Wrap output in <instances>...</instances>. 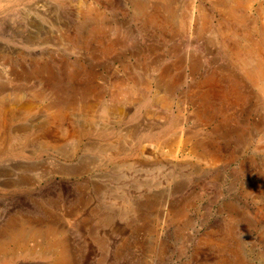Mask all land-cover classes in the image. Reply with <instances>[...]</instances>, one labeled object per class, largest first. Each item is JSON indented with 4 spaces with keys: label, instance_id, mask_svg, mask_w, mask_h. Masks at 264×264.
<instances>
[{
    "label": "rangeland",
    "instance_id": "1",
    "mask_svg": "<svg viewBox=\"0 0 264 264\" xmlns=\"http://www.w3.org/2000/svg\"><path fill=\"white\" fill-rule=\"evenodd\" d=\"M195 6L206 27L179 30L175 20L198 14ZM165 8L164 0H0V235L33 219L65 230L73 264H214L229 251L202 242L224 238L234 207L244 217L232 239L246 264H264V90L227 49L242 33L264 35V0L238 7L237 36L225 43L226 20L212 0ZM207 81L216 87L205 104L197 96ZM129 83L134 94H119ZM231 84L237 92L227 96ZM166 93L168 107L157 100ZM56 95L74 99L60 120L47 105ZM165 126L154 155L148 134ZM125 197L135 210H122ZM149 198L158 217L147 229L139 214ZM184 205L192 222L178 233L181 218L170 216ZM48 262L21 253L7 264Z\"/></svg>",
    "mask_w": 264,
    "mask_h": 264
},
{
    "label": "bare ground",
    "instance_id": "2",
    "mask_svg": "<svg viewBox=\"0 0 264 264\" xmlns=\"http://www.w3.org/2000/svg\"><path fill=\"white\" fill-rule=\"evenodd\" d=\"M138 2V1H137ZM165 2V9H171L173 8V5H175L176 0H164ZM247 0H212V5L215 6V8L220 9V11L222 12V14L224 15V18L226 20L225 26L227 27L225 32H224V37H223V41L226 40L227 38H229V34H235L234 31V26L233 23L236 21H238V23H240L243 19V17H239L238 13H239V8L243 6L244 4H246ZM155 6V5H154ZM177 7V6H176ZM191 7V6H190ZM196 7V6H195ZM137 11L138 14L137 15H145V3L143 2H138L137 5ZM197 8V7H196ZM172 10V9H171ZM193 10V9H192ZM238 10V12H237ZM198 14H195V16L193 15V12L191 13V16H189V20L185 17H181L175 20V24L177 26V28L179 30L184 29L187 32H193V26L192 25V21H195L197 24V27L195 28L196 33L198 34L199 32L202 31L203 27H206V20L207 17L204 14V12L202 11V9L197 8ZM183 13V12H181ZM135 14V13H134ZM175 14V13H174ZM181 15V14H180ZM156 16V15H155ZM154 16V17H155ZM169 18H172V13L168 14ZM178 16V15H177ZM188 16V15H187ZM244 16V15H243ZM174 17V16H173ZM176 17V16H175ZM142 18V17H141ZM146 18L148 20L153 19V14H149V12H147L146 14ZM156 18V17H155ZM246 18V17H245ZM157 19V18H156ZM173 19V18H172ZM154 20V19H153ZM169 20V19H168ZM155 21V20H154ZM157 21H159L157 19ZM223 21V20H221ZM233 21V22H232ZM146 22V21H145ZM160 22V21H159ZM173 22V21H172ZM171 22V23H172ZM194 22V23H195ZM232 22V23H231ZM147 23V22H146ZM152 23V22H151ZM231 23V24H230ZM219 24V23H218ZM154 26H156L155 24H153ZM224 25V24H223ZM238 26V24H237ZM241 26V25H240ZM176 28V27H175ZM176 28V29H177ZM243 29V28H242ZM256 29V28H255ZM253 29V30H255ZM241 30V29H240ZM177 31V30H176ZM219 32V31H218ZM245 32H246V28H245ZM260 32V31H259ZM264 32V31H263ZM182 33H184V31H182ZM252 33V32H251ZM255 33V32H254ZM159 34V33H158ZM177 34V33H176ZM180 34V33H179ZM203 34V33H202ZM232 34V35H233ZM240 34V33H239ZM88 35V34H87ZM184 35V34H183ZM221 35V34H220ZM231 35V36H232ZM252 35H254L252 33ZM249 35L247 33H242V41L238 42L236 41L235 45L232 44V46H230V48L228 47V51L230 52L229 54H231L232 59L239 64V66L241 67V69H243V73L244 76L246 78V80L248 79L249 82L251 81L253 84H255V86H258L261 88V90H264V58L261 55L262 52V48L264 46V35L259 34L258 32L252 36ZM161 36V33L160 35ZM165 36V35H164ZM201 36V35H200ZM219 37V36H218ZM233 37V36H232ZM241 37V36H240ZM221 38V37H220ZM235 39V38H234ZM238 39V38H237ZM239 40V39H238ZM232 41V40H231ZM221 43V41H220ZM225 43V41H224ZM174 45V44H173ZM224 47V46H223ZM227 47V46H226ZM225 48V47H224ZM226 49V50H227ZM198 59V58H197ZM186 60V59H185ZM193 60V59H192ZM191 61V60H190ZM253 61H255L256 63H252ZM186 62V61H185ZM179 63V62H178ZM183 63V62H181ZM190 63V62H189ZM187 64V63H186ZM200 65L197 64L195 65ZM176 65V64H175ZM177 66V65H176ZM189 66V65H188ZM191 67V66H190ZM173 68V67H171ZM198 68V67H196ZM193 69V68H192ZM167 71V70H166ZM230 71V70H228ZM165 72V71H164ZM163 72V73H164ZM242 72V71H241ZM211 73V72H210ZM227 74V73H226ZM215 75V74H214ZM236 75V74H235ZM162 76V75H161ZM160 76V77H161ZM167 76V75H166ZM159 77V76H158ZM170 77V76H169ZM214 77V76H213ZM227 78V77H226ZM235 78H237L235 76ZM244 78V77H243ZM244 78V79H245ZM166 79V78H164ZM162 79V80H164ZM211 79V78H210ZM127 80V79H125ZM132 80V79H131ZM138 80V79H137ZM204 80V79H203ZM209 80V79H208ZM231 80V79H230ZM238 80V78H237ZM247 80V81H248ZM134 81V80H133ZM141 81V80H140ZM159 81V80H158ZM174 81V80H173ZM202 81V80H201ZM235 81V80H234ZM233 81V82H234ZM172 82V79L171 81ZM176 82V81H175ZM199 82V81H198ZM244 82V81H243ZM250 82V83H251ZM218 83V82H217ZM216 83V84H217ZM226 83V82H224ZM177 84V83H175ZM203 84V83H202ZM220 84V83H219ZM230 84V83H229ZM252 84V85H253ZM43 85V84H42ZM122 85V84H121ZM171 85V84H170ZM228 85V84H227ZM232 86L230 88H228V92L225 93L227 96L233 94L236 91V87H233L234 84H231ZM140 86V85H139ZM223 86V85H222ZM225 86V85H224ZM237 86V85H236ZM240 86V85H239ZM214 87H216L214 84H212L211 81H207L206 84H203L199 87V94L197 97H199V99L201 101H205V104L207 103L205 98L206 96L209 95L210 92H212L211 89H213ZM42 88V87H41ZM60 88V87H59ZM169 88V87H168ZM61 89V88H60ZM136 89V88H135ZM166 89V88H164ZM172 89V88H171ZM171 89L169 91H171ZM220 89L217 87V90ZM192 90V89H191ZM239 90V88H238ZM2 91V90H1ZM137 91V90H136ZM168 91V90H167ZM222 91V90H221ZM73 92V91H72ZM190 92V91H189ZM216 92V91H215ZM237 92V91H236ZM46 93V92H45ZM57 93V92H54ZM115 93V92H114ZM118 93V92H117ZM128 94V95H132L134 94V85L133 84H126L125 87H123V89H121V91L119 92V94ZM174 93V92H173ZM239 93V92H238ZM42 94V93H41ZM188 94V93H187ZM194 94V93H193ZM236 94V93H235ZM43 95V94H42ZM174 95V94H173ZM184 95V94H183ZM220 95V94H219ZM218 95V96H219ZM241 95V94H240ZM243 95V93H242ZM241 95V97H242ZM39 96V95H37ZM195 96V95H194ZM234 96V95H233ZM42 97V96H41ZM125 97V96H123ZM196 97V98H197ZM223 97V95L221 96ZM220 97V98H221ZM210 98V97H208ZM224 98V97H223ZM222 98V99H223ZM226 98V97H225ZM240 97H238L239 99ZM73 98H66L65 96L62 97L60 95H56V97H53V99L49 102L48 108L52 110V115L51 117L57 120L62 119L61 117H63L64 115V110L66 109V106H69L71 103H73V100H71ZM118 99V98H117ZM242 99V98H241ZM244 99V98H243ZM158 102L160 104H162L161 106H167L169 104V101H171L170 99V95H168L167 93L164 95H161L160 97L157 98ZM177 100V99H176ZM208 100V99H207ZM180 101V100H178ZM183 102V101H182ZM118 103V102H116ZM141 103V102H140ZM236 103V101L234 102ZM159 104V105H160ZM198 104V103H197ZM229 105V104H228ZM78 106H80L79 108H81V110L83 111L84 109L89 108L86 103L82 102L80 104H78ZM82 106V107H81ZM170 106V105H168ZM167 106V107H168ZM204 106V105H203ZM199 107V106H198ZM204 108V107H203ZM110 109V108H109ZM206 109V108H205ZM104 111V113H108L107 108H103L102 109ZM113 110V111H112ZM112 112H117L116 108L112 109ZM0 111H2V108L0 106ZM225 111V110H224ZM88 112V111H87ZM110 112V113H112ZM207 113V112H204ZM85 114V113H84ZM109 114V113H108ZM92 116V114H90ZM94 115V114H93ZM88 116V115H87ZM165 116V115H164ZM202 117V116H201ZM183 118V117H182ZM186 119V117H185ZM184 122V121H183ZM171 123L173 124L174 121ZM175 124V123H174ZM139 126V124H138ZM168 126V125H167ZM165 126L164 128H162L161 130H159V132H152L149 133L148 135H151L153 138L156 139V144H154L153 146L151 145V150H153V152L150 149H146V146H143L142 148H140V152L142 155L147 156L150 159V154L151 152L155 155L156 153H158L157 151L161 148L160 147V138L163 132H165V130L169 127ZM135 127V126H134ZM140 127V126H139ZM181 128V127H180ZM141 129V128H140ZM137 130V129H136ZM135 130V131H136ZM142 131V130H141ZM139 132V131H138ZM143 132V131H142ZM184 132V130H181V133ZM185 133V132H184ZM73 135V134H72ZM135 136V135H134ZM146 136V135H145ZM150 136V137H151ZM185 136V135H184ZM187 136V135H186ZM178 138V137H177ZM175 138V139H177ZM182 138V137H181ZM184 138V137H183ZM139 139V138H138ZM178 140V139H177ZM182 140V139H181ZM153 141V140H152ZM163 142V141H162ZM179 142V141H178ZM98 143V142H97ZM198 143V142H197ZM90 144V143H89ZM92 144V143H91ZM149 144V143H148ZM195 146V145H194ZM41 147V146H40ZM193 147V146H191ZM196 147V146H195ZM198 147V146H197ZM106 148V147H105ZM149 148V147H148ZM163 148V147H162ZM99 149H104V147L99 148ZM192 149V148H191ZM196 150H199V156L200 158H202L205 161H208L211 159L212 156V152L206 147V146H200L198 148H195ZM193 149V150H195ZM107 150V149H106ZM192 150V151H193ZM165 152V151H164ZM101 154V153H100ZM103 159V157H102ZM110 162V161H109ZM114 164V163H113ZM115 167V166H114ZM37 169V168H36ZM76 171V170H74ZM72 172V171H71ZM73 173V172H72ZM75 173V172H74ZM37 174V173H36ZM47 174V173H46ZM156 200V198H155ZM154 199L149 198L148 200H146L143 204V209L142 212L139 214V216L141 217V214L143 215V219L146 220L145 224L147 223L148 228H150L149 224H148V219H150V216L152 215L153 218L156 220V217H158V213L152 212L150 211V208L154 207L156 204V201ZM169 201V200H167ZM160 202V201H159ZM158 204V202H157ZM132 203L130 202L129 199H127L126 197L123 199V205H122V210L123 211H127V213L131 210H135L134 208L132 209ZM169 205V204H168ZM109 206V205H108ZM187 205H184L181 208H178L177 210L173 211L172 215L170 216L171 219L174 218H181L180 222L178 220L175 221V223L177 224L176 226V231L178 232L180 230V225L184 224H190L192 222V219H190L188 216H186V207ZM121 207V206H119ZM145 208V209H144ZM121 212V210H120ZM170 212V211H169ZM228 218H227V230H226V235L224 236L223 239L218 240L215 238L212 239H205L204 244H208V245H213V246H217L221 251L228 250L229 254L225 255V257L223 258H219L220 260H218L217 262H215L214 264H246L243 256H242V252L240 251V248L238 246L237 241L234 242V240L232 239V232L235 228V223H237V221L239 222V220H241L244 216L242 215L241 212H239L237 209H235L234 207H229L228 208ZM164 213V212H163ZM126 214V213H125ZM21 216V215H20ZM63 216V215H62ZM61 216V217H62ZM99 216V215H98ZM105 217L108 216L107 213H105L104 215ZM151 216V217H152ZM183 217V218H182ZM23 218V217H22ZM58 218V217H57ZM17 219V218H16ZM32 219V218H31ZM43 219V218H42ZM41 219V220H42ZM50 219V218H49ZM48 219V220H49ZM59 219V218H58ZM63 219V217H62ZM101 219V218H100ZM158 219V218H157ZM33 220V219H32ZM32 220H19L17 222H12L10 224H8V226H5V229L3 230L2 234L0 235V264H7L11 261V256L13 255H20L21 253H31V254H35L38 253L39 256L43 257V258H48L49 262L48 264H73V256H72V251L70 249V245L69 242L67 240L66 234H65V230L63 228H60L54 224H52L51 222H47L46 224H36L34 222H32ZM35 220V219H34ZM163 220V219H162ZM176 220V219H175ZM243 220V219H242ZM38 222V220H36ZM62 221V220H61ZM43 222V220H42ZM60 221H58L59 223ZM70 222V221H69ZM154 222V221H152ZM174 222V221H173ZM62 223V222H61ZM105 223V222H104ZM174 223V224H175ZM6 224V223H5ZM66 224V223H65ZM4 225V224H3ZM146 225V226H147ZM65 226V225H64ZM175 227V226H174ZM66 228V227H64ZM225 228V227H224ZM71 232V231H70ZM1 233V232H0ZM159 233V232H158ZM179 233V232H178ZM69 236V235H68ZM150 236V235H149ZM100 238V237H99ZM102 238V237H101ZM147 238V237H146ZM96 239V237H95ZM103 239V238H102ZM101 239V240H102ZM233 241H231V240ZM100 240V239H99ZM99 241L100 246L104 247V248H108L107 244L108 243H104L103 241ZM130 242V241H129ZM148 242V241H147ZM233 244L232 246H229L230 244ZM12 244V247H9V245ZM134 245V244H133ZM228 247V248H227ZM161 248V247H160ZM227 248V249H226ZM159 249V248H158ZM162 249V248H161ZM144 250V249H143ZM147 250V249H146ZM75 252V251H74ZM107 254V253H106ZM105 254V255H106ZM128 254V253H127ZM197 254V253H196ZM101 255V254H100ZM199 255V253H198ZM224 255V254H223ZM222 255V256H223ZM103 256V255H102ZM144 259V258H143ZM31 262V261H30ZM23 263V262H22ZM34 263V262H32ZM41 263V262H40ZM47 263V262H46ZM102 263V262H101ZM110 263V262H109ZM30 264V263H29Z\"/></svg>",
    "mask_w": 264,
    "mask_h": 264
}]
</instances>
